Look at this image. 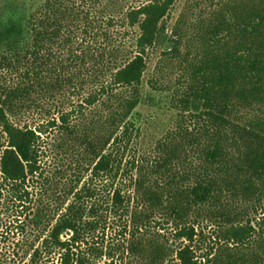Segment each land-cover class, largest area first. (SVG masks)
<instances>
[{"label":"trees","instance_id":"16d2710c","mask_svg":"<svg viewBox=\"0 0 264 264\" xmlns=\"http://www.w3.org/2000/svg\"><path fill=\"white\" fill-rule=\"evenodd\" d=\"M176 1L14 0L0 20V264H264V0H216L167 37ZM163 41L176 124L127 165ZM65 92L87 94L15 122Z\"/></svg>","mask_w":264,"mask_h":264},{"label":"rangeland","instance_id":"374dc122","mask_svg":"<svg viewBox=\"0 0 264 264\" xmlns=\"http://www.w3.org/2000/svg\"><path fill=\"white\" fill-rule=\"evenodd\" d=\"M215 2L216 0H177L166 17V36L168 37L170 35L171 28L180 17L185 19V22H187V24H185L186 26L192 24L193 27H196L194 25L197 24V18L200 15H205L210 9H213L212 6ZM14 6V0H0L1 21H7L9 17L13 15H20L22 11L20 9H15ZM188 35H191L190 31ZM166 46L167 41L160 42L157 48L151 52L146 70L143 74L141 101L132 112L130 118L134 125V136L130 144L131 147L126 150L124 155V163H127V165H130L128 161L133 158L134 160L141 161V156L144 152H153L155 145L160 140L164 139L176 124L177 115L171 107L172 91L169 88L165 90L160 89L163 85L172 88L176 78H178L180 74L178 65L171 63L169 60L168 62L164 60L162 49ZM181 50H183V48ZM151 84L154 85L155 88L151 87ZM82 93V96L72 95V92H65V94L59 95L56 94L52 98L43 100V109L25 113L16 119L15 122L20 126H37L51 116H57L56 112L59 102L65 100V108H68L72 101H77L87 94V92ZM52 134L54 133L44 135L46 138L43 144L45 150L43 163L46 170H53L55 167L60 166L59 157L56 155V152L52 150ZM135 164L137 166L140 162H135ZM153 222L155 221H152L150 225L152 231L158 229L166 238H170L168 225H158L159 223L155 224ZM206 231H208V233H206ZM210 231L211 230L207 228L205 229L204 235L200 236L199 240L203 241V243H199V248H204L207 244L212 243V235H209Z\"/></svg>","mask_w":264,"mask_h":264}]
</instances>
